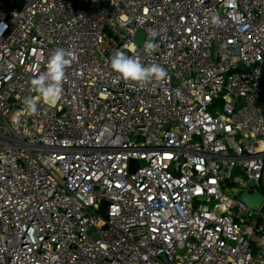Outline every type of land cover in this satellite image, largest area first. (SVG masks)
I'll return each instance as SVG.
<instances>
[{
	"label": "built area",
	"instance_id": "1",
	"mask_svg": "<svg viewBox=\"0 0 264 264\" xmlns=\"http://www.w3.org/2000/svg\"><path fill=\"white\" fill-rule=\"evenodd\" d=\"M0 25V264H264V0H0ZM125 45L167 78L121 80Z\"/></svg>",
	"mask_w": 264,
	"mask_h": 264
},
{
	"label": "clouds",
	"instance_id": "2",
	"mask_svg": "<svg viewBox=\"0 0 264 264\" xmlns=\"http://www.w3.org/2000/svg\"><path fill=\"white\" fill-rule=\"evenodd\" d=\"M210 23L219 26L222 23L219 14L213 13ZM6 27L7 25H0V34ZM152 36L153 39L145 44L149 51H155L159 47L155 41V31ZM127 49L128 46L125 45L123 49L117 50L110 59L112 70L121 80L134 83L137 86H144L153 81H163L167 78L168 73L165 68L156 63L145 65L136 56L129 54ZM73 59V53L67 52L63 48H57L50 56L46 70L31 80V87L40 94L42 100L54 104L62 98L66 68L70 66ZM25 106L29 113H35L37 110L36 102L30 97L26 98Z\"/></svg>",
	"mask_w": 264,
	"mask_h": 264
},
{
	"label": "water",
	"instance_id": "3",
	"mask_svg": "<svg viewBox=\"0 0 264 264\" xmlns=\"http://www.w3.org/2000/svg\"><path fill=\"white\" fill-rule=\"evenodd\" d=\"M144 33L142 31L137 32L138 42L141 43ZM257 106L262 107V112L264 113V100H258L256 103ZM241 200L248 206L256 209L262 202V197L259 193L244 194L241 197Z\"/></svg>",
	"mask_w": 264,
	"mask_h": 264
}]
</instances>
